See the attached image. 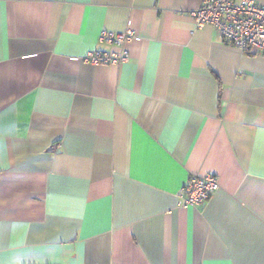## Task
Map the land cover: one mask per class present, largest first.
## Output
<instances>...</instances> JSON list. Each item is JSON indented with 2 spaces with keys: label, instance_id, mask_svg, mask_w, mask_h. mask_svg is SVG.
Listing matches in <instances>:
<instances>
[{
  "label": "crops",
  "instance_id": "0c3cea01",
  "mask_svg": "<svg viewBox=\"0 0 264 264\" xmlns=\"http://www.w3.org/2000/svg\"><path fill=\"white\" fill-rule=\"evenodd\" d=\"M200 2L0 0V264H264V52Z\"/></svg>",
  "mask_w": 264,
  "mask_h": 264
},
{
  "label": "built area",
  "instance_id": "2783aa9c",
  "mask_svg": "<svg viewBox=\"0 0 264 264\" xmlns=\"http://www.w3.org/2000/svg\"><path fill=\"white\" fill-rule=\"evenodd\" d=\"M190 14L196 26H213L223 41L235 45L241 53L264 52V5L254 0H201ZM132 37L130 30L102 31L99 42L110 49L90 50L83 60L91 64L123 63L129 58L126 43ZM218 188L214 174L192 175L180 190L179 203L201 206Z\"/></svg>",
  "mask_w": 264,
  "mask_h": 264
}]
</instances>
